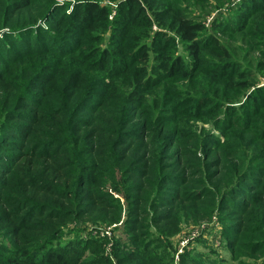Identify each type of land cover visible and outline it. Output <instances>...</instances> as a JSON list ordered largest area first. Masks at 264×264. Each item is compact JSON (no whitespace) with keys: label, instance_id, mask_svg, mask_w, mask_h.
<instances>
[{"label":"trees","instance_id":"trees-1","mask_svg":"<svg viewBox=\"0 0 264 264\" xmlns=\"http://www.w3.org/2000/svg\"><path fill=\"white\" fill-rule=\"evenodd\" d=\"M211 1L0 0V264H111L61 238L120 223L117 264H170L215 216L229 264L264 257V0L212 33Z\"/></svg>","mask_w":264,"mask_h":264},{"label":"rangeland","instance_id":"rangeland-1","mask_svg":"<svg viewBox=\"0 0 264 264\" xmlns=\"http://www.w3.org/2000/svg\"><path fill=\"white\" fill-rule=\"evenodd\" d=\"M242 0H229L228 2L224 3L223 5L217 7L214 6V2L211 1L212 6H208L207 4L203 5V8H199L197 10H191L194 17H199V21L202 22L204 27L206 28L207 32H213L212 25L215 24V21L217 18H223L228 17L229 14L235 15L236 13H231L235 8H237ZM112 8H115V5L112 4ZM203 9V10H200ZM153 31H155V28L153 27ZM152 31V32H153ZM221 34V33H220ZM106 39L108 37H105ZM230 41V40H228ZM232 42V40H231ZM104 45L102 44L101 47ZM230 47V45H229ZM183 47L179 50L182 55H186L185 52L182 50ZM237 55V54H236ZM240 58V56H239ZM242 59V58H240ZM248 60V58H247ZM243 63L249 67L254 68L253 65H248L245 58H243ZM250 61V60H248ZM258 80L259 86H264V75H259ZM245 98L242 100L240 104L242 105L245 102ZM199 128H204L206 130H209L208 125H198ZM121 203L123 204V200H121ZM121 223L118 224V226L108 227V228H97L88 226L85 228L84 231L79 230L77 226H68L65 230V233L63 234L61 240L62 242H72V243H81L88 240H92L93 247H95V254H98L99 246L100 248H104V257H106L111 264H117V259L122 255V253H119L117 256L113 253V244L116 241H120L123 245H128L129 240L126 236L125 232L120 228ZM221 226L218 223V220L215 217H213L209 222H203L200 224H192V223H186L185 221H182L180 223L179 231L175 234V236L169 237L166 240V251L169 254V258L171 259L170 264H180L182 261V257L185 255L188 251H195L197 254H192L193 256H202L205 255V253L208 252H214L216 258L219 261H223L225 264H229L228 261L229 258V252L224 246V240L220 234ZM106 239V241H101L100 239ZM101 243V244H99ZM96 245V246H95ZM192 249V250H190ZM90 250H87L85 252V256H88L90 254ZM169 258L166 259V262L169 260ZM204 263H207L204 261ZM254 264H264V257L254 262Z\"/></svg>","mask_w":264,"mask_h":264}]
</instances>
